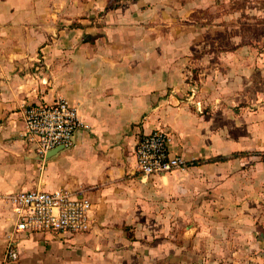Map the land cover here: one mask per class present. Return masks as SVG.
Wrapping results in <instances>:
<instances>
[{"label": "crops", "instance_id": "0c3cea01", "mask_svg": "<svg viewBox=\"0 0 264 264\" xmlns=\"http://www.w3.org/2000/svg\"><path fill=\"white\" fill-rule=\"evenodd\" d=\"M111 1L0 0V264H264V21L199 26L161 21L162 0ZM58 97L89 127L41 158L24 109ZM157 127L171 153L202 162L142 176L135 146ZM34 186L87 196L92 228L15 234L6 261L3 197Z\"/></svg>", "mask_w": 264, "mask_h": 264}, {"label": "built area", "instance_id": "2783aa9c", "mask_svg": "<svg viewBox=\"0 0 264 264\" xmlns=\"http://www.w3.org/2000/svg\"><path fill=\"white\" fill-rule=\"evenodd\" d=\"M22 136L39 157L57 147L72 148L76 134L88 128L78 108L67 98L53 102L30 104L24 109ZM173 140L169 130L157 127L138 138L135 146L137 171L144 177L184 170L193 162L170 151ZM264 161V154H263ZM15 217L14 228L8 236L5 260L16 261L19 250L14 235L21 232L53 234L86 233L92 228V201L84 194L65 187L46 190L36 187L5 196Z\"/></svg>", "mask_w": 264, "mask_h": 264}, {"label": "rangeland", "instance_id": "374dc122", "mask_svg": "<svg viewBox=\"0 0 264 264\" xmlns=\"http://www.w3.org/2000/svg\"><path fill=\"white\" fill-rule=\"evenodd\" d=\"M167 6H170L171 9H167L165 13L162 15L161 21H196V24L200 26L201 21H264V15H252L249 13L247 5L248 0H228L221 2L220 0H216L213 3V6H207L206 0H162ZM260 2H264V0H259ZM111 3L114 5H121V0H112ZM198 5L196 9H193L191 5ZM111 6V4H110ZM172 6V7H171ZM114 7L112 6V10ZM190 8V9H189ZM107 9H101L93 13L92 15H96L95 17H100L105 14ZM236 10V16L235 12ZM240 11V16H237V12ZM153 14L151 15V17ZM90 17V16H89ZM91 18V17H90ZM94 19V18H91ZM152 21V20H148ZM248 30V29H247ZM199 79L198 75H194V80L197 81ZM37 155V153L35 152ZM41 175V167L40 164H36L35 162V177H40ZM36 187V186H34ZM4 200L7 201L5 196ZM181 230L184 228H180ZM184 231L178 236L179 247L185 246V234ZM184 251L179 254V257L182 258ZM184 264V263H181Z\"/></svg>", "mask_w": 264, "mask_h": 264}, {"label": "trees", "instance_id": "16d2710c", "mask_svg": "<svg viewBox=\"0 0 264 264\" xmlns=\"http://www.w3.org/2000/svg\"><path fill=\"white\" fill-rule=\"evenodd\" d=\"M115 7V6H117V5H113L112 3H111V7ZM243 155H244V153H243ZM226 159V157H222V156H219V157H214V158H212V160H214V161H222V160H225ZM199 162H202V161H200V160H195V161H193V164H197V163H199Z\"/></svg>", "mask_w": 264, "mask_h": 264}, {"label": "water", "instance_id": "95a60500", "mask_svg": "<svg viewBox=\"0 0 264 264\" xmlns=\"http://www.w3.org/2000/svg\"><path fill=\"white\" fill-rule=\"evenodd\" d=\"M63 149V147H57L54 148L52 150H50L47 154H46V158H49L52 155H55L56 153H58L59 151H61Z\"/></svg>", "mask_w": 264, "mask_h": 264}]
</instances>
